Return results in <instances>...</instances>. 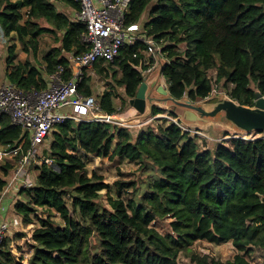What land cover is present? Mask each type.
I'll use <instances>...</instances> for the list:
<instances>
[{
	"label": "trees",
	"instance_id": "trees-1",
	"mask_svg": "<svg viewBox=\"0 0 264 264\" xmlns=\"http://www.w3.org/2000/svg\"><path fill=\"white\" fill-rule=\"evenodd\" d=\"M61 8L79 6L70 0H0V32L16 38L0 61L8 83L43 91L58 66L65 68V79L71 76L67 55L83 50L85 26ZM127 21L139 22L163 46L170 63L161 74L172 98L197 102L225 91L240 105L254 107L255 94L264 96V0H132ZM45 34L58 46L39 61ZM136 51L123 50L108 65L120 68L116 85L124 89L123 97L112 84L97 98L108 116L119 114L115 100L130 103L144 80L141 59H133ZM95 70L110 76L102 65ZM79 91L94 95L92 77L83 79ZM162 113L153 107L152 115ZM29 139L8 115H0V147L11 150L25 141L23 154ZM45 143L39 158L52 160L61 171L37 165L32 186L14 197L10 212L24 227L35 221L40 226L25 244L28 251L17 243L24 233L6 237L0 264H178L182 253L202 241L232 242L238 254L227 263L198 255L193 262L250 264L249 256L264 250V138L202 148L175 124L137 129L66 121ZM20 156L0 162V195ZM89 156L108 158L118 167L116 198L109 195L108 206L101 192L111 186L100 168L89 172ZM124 164L135 169L125 173ZM168 219L167 233L153 226Z\"/></svg>",
	"mask_w": 264,
	"mask_h": 264
},
{
	"label": "built area",
	"instance_id": "built-area-1",
	"mask_svg": "<svg viewBox=\"0 0 264 264\" xmlns=\"http://www.w3.org/2000/svg\"><path fill=\"white\" fill-rule=\"evenodd\" d=\"M79 8L74 12L73 21L85 26V34L81 43L83 50L80 53L67 55L71 63L72 74L65 79V68L58 66L50 76L48 87L43 91H23L10 83L0 85V115H8L13 124L27 131L30 136L29 145L23 154L25 141L19 147L11 149L13 157L20 156L15 161L6 187L0 195V250L6 238L9 223L6 220L10 205L5 199L10 194H16L23 187H31L28 168L39 156L40 146L51 134L53 129L66 121L112 123L122 127L124 121L116 115L108 116L94 95H84L79 87L85 77L87 69L95 65H110L122 56V51L128 48H137L133 59H141L144 66L142 73L144 80L150 81L154 73L161 71L170 61L163 53V46L153 37L146 35L139 22L129 23V14L132 0H70ZM162 85L169 91V84L164 76ZM215 93H217L215 91ZM64 107H75L78 112L85 111L87 118L60 112ZM177 125L183 133L201 136L199 130L186 126L178 117L166 114L151 115L145 120L138 121V127L148 125ZM210 139V138H208ZM233 139H242L238 135L227 137L229 142ZM256 138H243L255 140ZM218 144L224 140L210 139ZM40 164H47L56 172L61 169L52 160H41ZM23 224L17 216L13 226ZM33 236V235H32ZM32 238V237H31ZM31 238L30 242L31 243ZM28 243V242H27Z\"/></svg>",
	"mask_w": 264,
	"mask_h": 264
},
{
	"label": "rangeland",
	"instance_id": "rangeland-1",
	"mask_svg": "<svg viewBox=\"0 0 264 264\" xmlns=\"http://www.w3.org/2000/svg\"><path fill=\"white\" fill-rule=\"evenodd\" d=\"M61 10H62V12L67 14L68 17H70V19L73 20V15H72L73 13L72 12H75V9L72 8V10H70V8H68V9L61 8ZM15 41H16L15 36L7 39L0 32V61H4V59L7 57V48L11 44L15 43ZM55 46H58V44L55 42V37L53 35H50V34L43 35L41 37V40H40V50L38 53L39 61L42 60L43 56L50 53L52 48ZM17 48H20V45L17 44ZM19 57L21 60H24L26 58L25 55L22 53L19 54ZM104 67L107 68L108 72L110 73L109 74L110 76L106 77L105 75H100L99 73L96 72L95 67L87 69L85 71V77H92V88L94 91V96L96 98H98V97L100 98L104 94V92L108 88L111 87L110 85L113 84V85H115V89H116L117 93L124 97V89L122 87H119L116 85V83H117L116 81L120 80L121 75H122L120 72V68L117 65H112V68L108 67V65H104ZM112 76H114V77H112ZM154 78H156L157 81H159L158 82L159 85H162V78H161L159 72L154 73L151 76V79H154ZM4 83H6V66L2 62H0V85H2ZM157 97H158V95H157ZM159 98L161 99L162 96H160ZM115 103H116V107L118 108V110L121 111L119 114L116 115L117 117H119V115H121V116L126 115L129 112V109L133 108L130 105V103H127V105H124L123 102L120 101L119 99L115 100ZM157 107H159L161 109H165L160 105H157ZM165 107L167 108V109H165L167 116H172L171 115L172 111L177 113L179 116H184V114H185V108L184 107H179V106L174 107V108H171V106H165ZM170 110H172V111H170ZM60 112L65 113V114L69 113V114L77 115L80 117H82L83 115H87V113L85 111L78 112L75 107H64L60 110ZM145 119L146 118H143V116H141L138 113H136L135 115H132V116H128L127 117L128 121L126 120L127 123H125V125H128V126H125V127L126 128H137V129L142 128V127L137 126L138 121H142ZM152 125H153V127L157 126L155 124H152ZM148 126H150V125H148ZM206 132L207 131H205L203 129L201 131V133H202L201 136H194L192 134H191V136L197 138V142L202 148H204V147L211 148L212 147L211 144L216 143V142H213L212 140H210L212 138L210 136H208V134ZM52 133H53V131L44 140V142H46L44 147H46L47 144L51 143ZM231 136L232 135H230V134L228 136L226 134H224L222 137H218V139L219 140L225 139L224 140V142H225V141H227L226 140L227 137L230 138ZM255 136L264 138V132H258V133H256ZM249 137L254 138L253 136H249ZM208 138H210V139H208ZM225 143H227V142H225ZM43 148L41 150V153L43 151ZM39 157H40V151H39V156H38L37 160L35 162L31 163V165L28 168L29 180L31 183H33V180L36 176V170H37L36 167H37V165H40V161L42 160ZM13 159H14V157L10 153V148L3 147L2 149H0V162L5 163V162L11 161ZM85 163H86L87 169L89 170L90 173L92 172V170L94 168H100L102 170V173L105 176L106 182L108 184H110L111 188L109 190H104L101 192V194H102L101 202L103 204H105L106 206H108L109 195L116 198L115 191H114L115 190L114 183L119 178L118 177V167L115 166L113 163L109 162L108 158L100 159V158H93V157L89 156L88 159L85 160ZM13 164L15 167V163H13ZM120 169L122 171H124L125 173H129V172H133V170L135 169V166L124 164L120 167ZM17 195H18V192H16V194L13 195V198ZM44 216H47V213H44ZM16 217L17 216L15 215V213L10 212V210H9L8 215L6 217V220H5L9 223L8 224L9 227H8V231L6 233V237L11 238L14 235H18L19 233H24L26 235L25 238H23L20 242H17V243L19 245L23 246L24 251H28L25 247V244L27 242L28 243L30 242V238L34 234V231H36L40 225L37 221H35L32 225H30L28 227H24L23 224H20L19 226H13V220ZM170 221H171L170 219H168L166 221L156 220L153 223V226L160 233L164 234L170 230L169 229ZM237 254H238V252L235 249V247L233 246L232 242H229V243H226V244H223L220 246L210 244L206 241L195 242L191 246L190 250L181 254V256L178 259V264H198V263L192 261L193 255H198L199 257H208L209 260L214 259V260L221 262V263H227V262L233 261L234 257ZM248 259H249L250 264H264V250L256 249L255 252H253L249 256Z\"/></svg>",
	"mask_w": 264,
	"mask_h": 264
},
{
	"label": "water",
	"instance_id": "water-1",
	"mask_svg": "<svg viewBox=\"0 0 264 264\" xmlns=\"http://www.w3.org/2000/svg\"><path fill=\"white\" fill-rule=\"evenodd\" d=\"M159 74L161 75V71H159ZM158 82L156 78L150 81H143L135 98L130 101V105L143 118L152 115V109L157 105L165 109H167L165 106H171V108L177 106L184 107L185 114L179 118L182 123H195L202 120V117H215L220 115V112L226 111L236 127L245 131L256 130L258 132H264V96L261 93L255 94L254 107L240 105L231 98L222 99L221 101L216 98L210 99L205 103L211 104L214 102L213 104L218 105V107L214 111L207 112L199 105H194L189 99L176 100L172 98L169 91L164 86L159 85ZM160 96H162L161 99L159 98ZM198 113L202 115V119L198 116Z\"/></svg>",
	"mask_w": 264,
	"mask_h": 264
},
{
	"label": "crops",
	"instance_id": "crops-1",
	"mask_svg": "<svg viewBox=\"0 0 264 264\" xmlns=\"http://www.w3.org/2000/svg\"><path fill=\"white\" fill-rule=\"evenodd\" d=\"M72 10V8L70 9ZM76 11V10H75ZM74 15V12H72ZM6 83L7 80H6ZM4 83V84H6ZM216 98L219 101H221L222 99H226V98H230L227 93L225 91H221V92H217V93H213L211 96H209L206 99L197 101V102H193L194 105H199L202 109H204L205 111H214L215 109H217L218 105L213 104V103H205L206 101ZM183 100H187V98H183ZM161 109V108H160ZM164 111V113L162 114H166L164 109H161ZM133 111L136 112V110L134 108L129 109V112L126 115H130V113H132ZM137 113V112H136ZM173 113L176 117L181 118L178 114H176L175 112H171ZM198 116H200L201 118V114L198 113ZM83 118H87V115H83ZM203 118V119H202ZM200 121H197L195 123H184L186 126L190 127L191 129L194 130H199L202 131L203 129L205 131H207L206 133L208 134V136H210L212 139H218V137H222L224 134H226L227 136L230 135H238L240 138H250L249 136H255L256 133H258V131L256 130H251V131H245L243 129H240L238 127L235 126V124H233V122L230 120V117L228 115V112L226 111H222V113L220 112V115L215 116V117H202ZM255 133V134H254ZM256 139L262 138V137H257L255 136ZM217 144V143H215ZM214 143H212V147L215 146ZM211 147V148H212ZM0 149H2V147H0ZM11 196L7 197L5 199V203L10 205H12V202L14 200V198L12 197V194H10Z\"/></svg>",
	"mask_w": 264,
	"mask_h": 264
},
{
	"label": "bare ground",
	"instance_id": "bare-ground-1",
	"mask_svg": "<svg viewBox=\"0 0 264 264\" xmlns=\"http://www.w3.org/2000/svg\"><path fill=\"white\" fill-rule=\"evenodd\" d=\"M137 112V111H136ZM136 112L135 111H133L132 113H130V115H119V117H117L119 120H121V121H124V123H127V117L128 116H132V115H135L136 114ZM134 117V116H133ZM127 120V121H126Z\"/></svg>",
	"mask_w": 264,
	"mask_h": 264
}]
</instances>
